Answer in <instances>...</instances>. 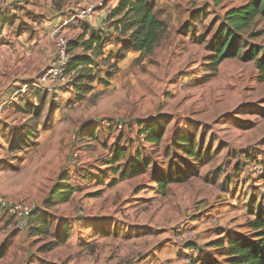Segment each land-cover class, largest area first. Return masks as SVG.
Segmentation results:
<instances>
[{
	"label": "rangeland",
	"instance_id": "374dc122",
	"mask_svg": "<svg viewBox=\"0 0 264 264\" xmlns=\"http://www.w3.org/2000/svg\"><path fill=\"white\" fill-rule=\"evenodd\" d=\"M155 1L170 28L154 54L139 60L126 52L110 86L94 83L77 102L73 72L41 79L59 66L57 41L83 33L84 20L59 30L83 9V0L63 12L54 0H0L9 21L0 24V199L51 216L47 232L35 235L0 207V264H190V256L225 261L212 243L235 234L253 237L249 222L258 202L264 204V82L254 62L227 60L210 71L206 50L220 18L244 0L221 6ZM253 30L261 34L254 42L264 47V19ZM119 49L111 42L106 51ZM37 91L45 103L33 116L24 109L40 107ZM160 117L170 124L156 147L142 140L138 126ZM104 122L123 128L98 130L99 138L90 139ZM28 130L35 137L20 146L17 137ZM182 133L193 137L202 157L188 156L178 144ZM116 149L126 154L111 166ZM139 151L152 166L110 186L118 178L112 169ZM169 171L183 180L163 194L154 175ZM64 176L75 194L66 204L48 206Z\"/></svg>",
	"mask_w": 264,
	"mask_h": 264
},
{
	"label": "trees",
	"instance_id": "16d2710c",
	"mask_svg": "<svg viewBox=\"0 0 264 264\" xmlns=\"http://www.w3.org/2000/svg\"><path fill=\"white\" fill-rule=\"evenodd\" d=\"M54 1L58 8L62 9L65 0ZM226 1L213 0L215 6H221ZM244 1L242 5L229 9L220 18L221 21L216 32L206 45V50L209 52L207 66H209L210 71L215 72L227 60L237 59L244 63L254 62L258 71V81L264 82V47L254 42L261 34L253 30L257 19H264V0ZM6 18L4 12L0 11L2 27L9 22ZM187 27L189 28L188 32H193L194 26H190L188 23ZM104 28L96 29L88 23L84 24L83 33L71 42L68 41L67 54L70 61L67 72H73V88L76 92L75 101L77 102L85 100L87 94L94 89V83H99L105 88L110 86L112 79L119 71L118 63L126 52L139 53V60L153 55L166 38L170 25L161 18L155 0H120L118 6L112 9ZM111 42L120 45L117 52L106 51L107 45ZM36 96L40 100V107L29 104L24 110L33 116H40L45 99L40 91L36 92ZM169 124L168 120L161 117L158 119L150 118L139 123L138 135L143 137L142 140L146 143L158 147L167 135ZM98 130L110 133L117 128L113 124L107 129L96 126L94 132L90 134V139L97 140L99 138ZM83 131L85 132V130ZM179 136L178 144L186 149L188 156L195 159L202 157L201 153H195L193 137L189 138L184 133ZM33 137L35 134L28 130L17 137V142L20 146H27ZM112 147H116V145H112ZM125 154L124 149H116L111 166H114ZM248 157L250 161L253 158L252 156ZM150 166H152L150 158L139 151L126 162L123 168L112 169L114 174H118V178L114 179L110 186H114L122 180L140 176ZM262 171V179H264V168ZM173 174L172 171H169V174L163 177L154 175V179L163 194L167 192L170 184L183 180L178 175L173 177ZM67 180L68 176H64L53 187L47 199L48 206L66 204L71 200L76 189L68 185ZM0 207L4 208L1 204ZM50 217L46 211L35 207L28 220V225L35 235L47 232L51 225ZM249 227L253 232L251 238L242 234H235L231 237H223L211 244V246L221 250L225 261L217 258L195 261L191 256L190 264H264V204L259 203L255 219L249 222ZM97 234L101 235L98 232ZM191 248L195 247L191 245Z\"/></svg>",
	"mask_w": 264,
	"mask_h": 264
},
{
	"label": "built area",
	"instance_id": "2783aa9c",
	"mask_svg": "<svg viewBox=\"0 0 264 264\" xmlns=\"http://www.w3.org/2000/svg\"><path fill=\"white\" fill-rule=\"evenodd\" d=\"M86 2H91V0H85ZM100 12L101 17L107 21L109 15L112 12V8H108L106 3L104 1L97 2V3H90V5L80 11H77V13L72 14V16L68 20H64L62 22V25L59 27V30H64L71 22H75L78 20H84L87 19L92 14ZM57 47H58V55L60 58L59 66L49 69L45 76L41 79L42 82L47 83L51 79H56L58 77H61L67 72L68 69V63L70 61V57L67 54V47H68V40L60 38L57 41ZM39 88V87H38ZM105 128H109L111 126V123L104 122ZM117 130H121L123 128V124L115 125ZM0 204L7 210L8 214L14 218H16V221L18 222L19 227H26L28 225V220L33 213L36 206H31L29 204H26L24 202H11L6 201L3 199H0ZM190 252L195 254L196 249L191 248ZM187 262H191V256L188 257Z\"/></svg>",
	"mask_w": 264,
	"mask_h": 264
},
{
	"label": "crops",
	"instance_id": "0c3cea01",
	"mask_svg": "<svg viewBox=\"0 0 264 264\" xmlns=\"http://www.w3.org/2000/svg\"><path fill=\"white\" fill-rule=\"evenodd\" d=\"M12 0H6V2L9 4L10 2H11ZM74 0H68V3L67 4H64V6L62 7V9L60 10L61 12H63V10H64V8H66V7H68V6H70V3H72ZM101 1H104L105 3H106V5L108 6V8H112V9H114V8H116L117 6H118V4H119V1L120 0H109V2L107 3V1L106 0H91V2H86L85 0H83V9H85V8H87L89 5H90V3H97V2H101ZM245 2V1H244ZM242 5V4H241ZM240 6V5H239ZM82 7V6H81ZM83 9H81V10H83ZM229 10V9H228ZM227 10V11H228ZM0 11H2L3 12V10L1 9V7H0ZM226 11V12H227ZM259 19V18H258ZM257 19V20H258ZM61 20V19H60ZM84 22H88L89 23V25H91V27H93V28H96V29H105L104 27H105V25H106V22L107 21H105L102 17H101V15H100V12H96V13H94V14H92L91 16H89L87 19H84ZM75 23V22H74ZM216 32V31H215ZM106 50H107V47H106ZM111 51H113V50H111ZM110 51V52H111ZM109 52V51H108ZM137 54H139V53H137ZM264 194V193H263ZM259 203H260V201L258 202V204H257V206H259Z\"/></svg>",
	"mask_w": 264,
	"mask_h": 264
}]
</instances>
